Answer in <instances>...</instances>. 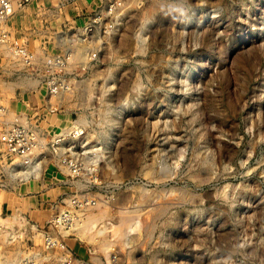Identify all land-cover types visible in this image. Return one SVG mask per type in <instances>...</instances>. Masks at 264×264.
I'll return each instance as SVG.
<instances>
[{"label":"rangeland","instance_id":"obj_1","mask_svg":"<svg viewBox=\"0 0 264 264\" xmlns=\"http://www.w3.org/2000/svg\"><path fill=\"white\" fill-rule=\"evenodd\" d=\"M61 2L9 25L35 68L69 50L68 90L0 48V264H264V0ZM16 121L45 144L85 134L23 181L3 139Z\"/></svg>","mask_w":264,"mask_h":264},{"label":"built area","instance_id":"obj_2","mask_svg":"<svg viewBox=\"0 0 264 264\" xmlns=\"http://www.w3.org/2000/svg\"><path fill=\"white\" fill-rule=\"evenodd\" d=\"M61 1V3L64 4L67 0ZM30 2L31 0H0V48H8L12 56L24 63L26 67L33 71L38 70L35 74L42 79V83L46 88L48 95H58L69 89V84L65 79H62L63 75H61V70L68 69L67 60L68 55L70 56L69 50L63 55L48 57L47 60L44 61L42 68H35L34 55L29 50L26 42L22 38L13 37L10 30L9 24L11 19L18 11L24 9ZM88 34V32L80 33L77 38L79 41H85V39L88 38ZM96 55L97 52H91L89 54V59L95 60ZM84 134V129L76 124L63 130L49 143L45 144L41 138L42 132L38 127H35L31 123L16 121L4 132L3 139L6 143L7 153L10 158L18 160L19 163H22L25 166H32L36 154H38V152H43L44 147L58 152L61 145L67 144L69 138L78 139ZM63 163L70 167V171L74 175L80 174L82 170L81 161L74 162L68 157H65ZM46 240L48 247L50 240L52 244H54L53 238L47 237Z\"/></svg>","mask_w":264,"mask_h":264},{"label":"bare ground","instance_id":"obj_3","mask_svg":"<svg viewBox=\"0 0 264 264\" xmlns=\"http://www.w3.org/2000/svg\"><path fill=\"white\" fill-rule=\"evenodd\" d=\"M140 36V35H139ZM78 51V53H76V54H79L80 52H79V50H77ZM75 52H76V50H75ZM74 54V53H73ZM73 54H71V55H73ZM76 54H75V56H76ZM79 55H81V54H79ZM74 56V55H73ZM50 102V101H49ZM106 114H108V112H106ZM84 119V118H83ZM79 120H81V119H79ZM78 120V121H79ZM107 121V120H106ZM82 122L85 124V123H87V121L84 119V120H81L80 121V123L81 124H79V125H81L82 126ZM77 123V122H76ZM80 126V127H81ZM86 126V124L83 126V127H85ZM164 155V154H163ZM98 156L97 155H92V156H90L89 157V164H90V162H92V164H94L95 163V165H97V163H98V158H97ZM165 157H166V155H165ZM87 161V160H86ZM87 164V163H86ZM163 164V163H162ZM161 164V165H162ZM38 166V165H37ZM91 166L92 165H90V169H91ZM164 166V165H163ZM87 167H88V165H87ZM10 168H12V167H10ZM13 169V170H12ZM11 169V171L10 172H12V174L17 178V177H22V180L24 181V180H29V179H31V178H34V179H37V178H39L40 177V174H39V172H38V168L36 167V165L35 164H33L32 166H25V165H23L22 163H19L18 165H16L15 167H13ZM168 169V168H167ZM167 169H164V173H165V170H167ZM41 171V170H40ZM168 171H171V170H168ZM176 171V170H175ZM174 170L173 171H171V172H175ZM9 173V172H8ZM41 173V172H40ZM175 173H177V172H175ZM174 173V174H175ZM168 176H170V174H167ZM168 176H166V177H164V178H168ZM172 176H174V175H172ZM172 179V178H171ZM18 181H20V180H18ZM21 182V181H20ZM171 192V191H170ZM174 192V190L169 194V195H172V193ZM168 194V193H167ZM166 195V194H165ZM91 219H89V220H87V221H90ZM126 220V219H125ZM124 220V221H125ZM129 220H127V221H125L124 223H128V227L129 228H131L132 226H134V222H130V225H129ZM77 225V228L80 226V224H76ZM84 225V224H83ZM82 226V225H81ZM88 222H86V225L84 226V229H87L88 228ZM125 226H127V225H125ZM83 227V226H82ZM94 227H96V224H94V225H92V228H94ZM68 231V230H67ZM67 231H66V233H67ZM71 231V230H70ZM69 231V232H70ZM123 231H124V229L123 230H121V234L123 233ZM62 232H64V231H62ZM99 233H102L103 231L102 230H100L99 229V231H98ZM63 234H65V233H63ZM123 236L125 235V234H122ZM126 237H127V234L125 235ZM15 237V236H14ZM55 244H56V241L54 240V244H52V242H51V240H50V242L48 243V245H49V247H53V246H55Z\"/></svg>","mask_w":264,"mask_h":264},{"label":"crops","instance_id":"obj_4","mask_svg":"<svg viewBox=\"0 0 264 264\" xmlns=\"http://www.w3.org/2000/svg\"><path fill=\"white\" fill-rule=\"evenodd\" d=\"M30 83H31V82H29V84H30ZM27 84H28V82H27ZM34 96L37 97V101H36V99L33 100V97H34ZM34 98H35V97H34ZM35 102H39V101H38V96H37V95H32L31 100L29 101V103L34 104ZM36 195H38V193H37ZM43 195H49V194L46 192V193H43ZM50 195H53V193H52V194L50 193Z\"/></svg>","mask_w":264,"mask_h":264}]
</instances>
